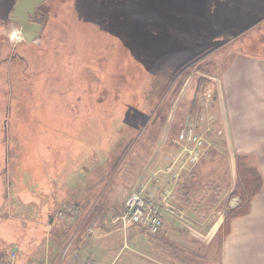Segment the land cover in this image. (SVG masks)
<instances>
[{"label":"rangeland","instance_id":"rangeland-1","mask_svg":"<svg viewBox=\"0 0 264 264\" xmlns=\"http://www.w3.org/2000/svg\"><path fill=\"white\" fill-rule=\"evenodd\" d=\"M12 1L0 0V264H36L48 233L55 264L61 239L69 238L70 228L53 225L54 230L46 231L47 225L37 223L41 217L48 222L46 214L59 207L50 193L39 198L36 189L30 195L14 193L41 183L43 170L51 173L45 162L54 160L45 158L44 167L40 162L45 144L50 157L62 162L60 174L70 167L79 175L70 185L77 191L68 200L102 218L90 239L83 229L72 247L78 244L82 256L91 254L109 264H144L145 254L132 251L150 253L155 235L144 230L139 239L125 241L112 220L119 223L131 190L165 167L162 154L177 149L170 140L187 115L204 108L201 100L193 108L197 81L218 76L238 44L264 54V0H46L44 31L31 43L8 18ZM122 12L129 16L120 25L114 21L124 19ZM211 81L200 94L205 87L217 92ZM208 117L217 123L215 113ZM212 144L209 140L203 147L199 164L185 162L182 169L187 177L180 189L187 185L191 190L187 197L179 192L177 205L199 217L209 216L216 201L214 190L206 202L201 199L207 170L216 163L205 160ZM223 164L218 161L219 168ZM20 197L26 204L18 202ZM207 227L195 228L196 238L189 236L196 240V262L220 264L223 233L210 239Z\"/></svg>","mask_w":264,"mask_h":264},{"label":"crops","instance_id":"crops-1","mask_svg":"<svg viewBox=\"0 0 264 264\" xmlns=\"http://www.w3.org/2000/svg\"><path fill=\"white\" fill-rule=\"evenodd\" d=\"M245 45V43L238 44L236 50L230 52L228 56L232 57L227 58L224 63L225 66L220 70L218 76L209 75L210 80H212L211 87L214 91H217L214 93L215 100L211 111L216 114L218 120L211 132L209 134L206 133L208 141H213L214 145L212 144L211 156L208 151L205 153V160L210 159L208 163L212 161H216V163L213 165L214 170L210 169L209 171L206 169L208 171L206 175L208 182L207 186H201L202 189L206 188L205 197L201 199L206 202V197L211 190H214L216 201L212 202L211 207H209L211 214L207 217H199L197 214L187 213L182 206L177 205L180 196L178 191L172 202L181 217L165 213V225L160 229L159 233L155 234L156 242L155 244L151 242L150 253L132 251L135 255L136 252L140 255L145 254L144 259H141V263L197 264L196 261L198 259L194 248L196 240L189 236L196 238V230L203 231L201 227L203 228V225L208 224L209 227L205 229V232L207 231L210 239H212L223 228L227 214L238 208L243 202L240 194H234L240 182L237 156L245 158L247 166L256 169L264 180V54L250 52L247 48H243ZM209 78L207 77L208 80ZM49 147V144H45L44 147H41L44 151L39 152V156L41 155L40 162L43 167L45 158L49 157L54 160L53 163L45 162L51 168L50 174L45 173L43 170L41 178L45 184L42 182H39V184L35 183V187L25 192L16 191L14 193L19 196L30 195L35 189L38 193L37 197L50 193V198L59 207L55 208L53 213L46 214L48 222L45 221V217H41L38 221L36 220L37 223L48 226L46 231L50 228L54 230V226L51 225V219L54 212H56L55 210L64 205H73L81 212L79 217L81 223H85L86 226L93 224L94 230L101 228V217L92 215V210L86 211L83 209L81 202V204L78 202L72 203L68 200L72 190L77 191L76 187L70 185L77 183L76 179L79 175L75 174V170L70 167L69 169L67 168L65 175L60 174L59 169L62 166V162H57V158L50 157ZM218 161L221 165L224 163L221 168L218 167ZM161 163L164 167V160ZM30 166L34 171V166ZM52 168L54 170L57 169V171L53 173ZM161 169L163 168L158 169L157 172ZM32 178H36V176ZM49 183L52 184L51 188L48 187ZM212 183L217 185L212 186ZM153 186L155 185L153 184ZM196 188L198 187H195L194 190ZM148 190L151 191L150 189ZM252 198L249 211L246 214L236 216L229 225V233L222 238L220 264H264V185L261 191ZM18 202H24L22 197L18 199ZM24 203L26 204V201ZM202 220L204 221L203 223H201ZM116 225L120 226L121 230H116L123 232L124 236L122 239L125 241L129 238H131V241L132 239H139V236L142 235L141 232L146 230L135 225L131 226V232H129V229L123 230L119 223H114V220H112V227ZM79 226V223H75L69 227V238L73 235L70 241L69 238L61 239L64 244L63 248L60 249L61 251L53 259L55 264H59L65 249L75 240ZM85 234L87 235L86 237ZM82 235H84L85 239L91 238L87 231ZM63 236L66 235L60 234L59 238ZM47 237L48 241L44 244L43 253L37 257H46L51 263L49 233L45 238ZM186 239H188L189 247L185 249ZM76 246L78 247V244ZM125 246H127V249L130 247L128 243H125ZM156 246L159 247L158 250H155ZM77 247H74L76 252H78ZM179 249H182V251ZM17 250L18 248H15L12 252ZM88 256L92 255L88 254ZM98 260L100 261V259ZM100 262L109 264L105 262V259Z\"/></svg>","mask_w":264,"mask_h":264},{"label":"built area","instance_id":"built-area-1","mask_svg":"<svg viewBox=\"0 0 264 264\" xmlns=\"http://www.w3.org/2000/svg\"><path fill=\"white\" fill-rule=\"evenodd\" d=\"M208 89L205 88L206 91L200 95L204 108H198L196 115L190 114L187 116L185 127L178 133L174 141L177 146L176 151L170 152L165 157L167 166L162 171V176L165 181L173 182L174 185L171 188L159 187L158 189V187H155L151 190L149 185L154 183V180L158 184L161 182L159 177H154V180L150 178L135 189L126 199L123 212L118 219L124 229L136 225L145 228L151 234H157L165 225V213L181 217L172 202L175 197L174 186L175 182L183 175L182 169L185 162L196 165L202 157V148L206 144V139L204 134L198 131V128L202 126L204 119L209 124V126L207 125L208 129L211 128L214 122L213 119L210 122L211 119L207 113V109H209L214 98ZM80 215L81 212L77 208L63 206L55 213L54 221L68 227L77 222ZM93 230L92 224L88 228V232H93ZM71 247L72 244L65 249L59 264H64L66 259L68 260L67 264H102L94 256H82ZM13 258H15V254H13ZM38 264H50V262L45 257Z\"/></svg>","mask_w":264,"mask_h":264},{"label":"trees","instance_id":"trees-1","mask_svg":"<svg viewBox=\"0 0 264 264\" xmlns=\"http://www.w3.org/2000/svg\"><path fill=\"white\" fill-rule=\"evenodd\" d=\"M122 16L124 18L123 20L118 18L119 20H116L114 22L115 23L121 22L120 25H122L124 23L125 19L129 15H125L122 12ZM129 19L130 18H128V20ZM130 46L131 45L129 44V47ZM193 59L194 58H190L189 60H187V63L192 62ZM182 65H181V67L183 68L186 65V62L183 63ZM181 67H180V69H181ZM174 77L171 78V80L167 83V85L164 86V88L161 90V95H164V92L167 90V88L169 89V86L173 82ZM185 78H186V76L182 77V79L179 80L180 85L182 84V82ZM205 83H207V79H199V81H197V83H196V89H195V92L193 95V100H192L193 108L196 107V105L199 101L200 92H201V89L203 87V84H205ZM237 169H238V173L240 176V182L238 183L239 186L234 191V194L235 195L240 194L243 202L238 208L230 211L229 214H227L225 224H224L223 228H221L219 231V233H221V232L223 233L222 234L223 236H226L229 233V230H230L229 225H230L231 221L236 216L246 214L249 211V205H250L251 199H253L252 197L254 195H256L259 191H261L262 186L264 185V184H262V177L260 176V174L257 172L256 169L247 166L245 158H241V157L237 156ZM189 174H191V173H189ZM185 178L180 179V181L178 182L177 192L183 191V193L186 194L185 196L187 197V196H189V192L191 190V187H187V185H186V187L184 186V187H182V189H180V185L183 184L184 181L186 180ZM170 185L173 186V182H170ZM61 235H64V234H61ZM69 235H70V233H69Z\"/></svg>","mask_w":264,"mask_h":264},{"label":"water","instance_id":"water-1","mask_svg":"<svg viewBox=\"0 0 264 264\" xmlns=\"http://www.w3.org/2000/svg\"><path fill=\"white\" fill-rule=\"evenodd\" d=\"M41 2H43V0H17L10 17L14 23L21 26V34L28 43L34 42L43 28L42 23L31 22L29 20V15L35 13V8L41 4Z\"/></svg>","mask_w":264,"mask_h":264},{"label":"flooded vegetation","instance_id":"flooded-vegetation-1","mask_svg":"<svg viewBox=\"0 0 264 264\" xmlns=\"http://www.w3.org/2000/svg\"><path fill=\"white\" fill-rule=\"evenodd\" d=\"M46 0H43V2H41V4H39L36 8H35V13L33 15H29V20L31 22H38V23H42L43 24V28H42V31L40 32L39 36L41 35V33L44 31V24H45V21L47 19V16H48V11L44 9L43 7V3L45 2ZM74 1V0H73ZM17 0H13L12 1V4H11V9L9 12V16L8 18L10 19V16L12 15L13 13V10H14V6L16 4ZM11 20V19H10ZM38 36V37H39ZM3 263V262H1ZM12 263V261H11Z\"/></svg>","mask_w":264,"mask_h":264}]
</instances>
